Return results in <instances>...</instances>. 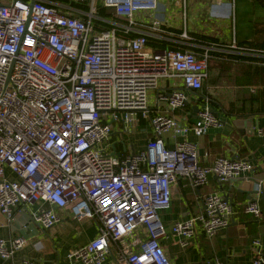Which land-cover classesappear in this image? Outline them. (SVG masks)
<instances>
[{
	"label": "built area",
	"instance_id": "2783aa9c",
	"mask_svg": "<svg viewBox=\"0 0 264 264\" xmlns=\"http://www.w3.org/2000/svg\"><path fill=\"white\" fill-rule=\"evenodd\" d=\"M29 1H0V215L14 224L15 211L23 212L43 231L60 222L57 211H68L74 221L92 220L97 235L67 254L72 263L170 264L158 242L164 236L158 211L169 208L178 180L198 189L210 177L221 185L246 181L254 168L237 156L201 167L195 144L175 141L169 149L161 140L168 132L200 138L220 127L201 95L207 52L199 58L185 48L190 0H101L120 22L99 17L94 0L84 19ZM169 8L182 26L177 34L165 20ZM149 40L176 45L148 50ZM208 47L264 59V51L239 44L234 35ZM192 101L198 103L193 123L168 115ZM139 121L152 131L145 148L115 155L112 132L117 127L129 134ZM252 194L244 212L260 219L264 179L254 182ZM233 214L231 200L215 191L171 233L185 247L197 231L212 238L228 228ZM28 244L0 239L2 264H16L14 255ZM252 245L250 264H264L261 240ZM17 264L43 263L24 258Z\"/></svg>",
	"mask_w": 264,
	"mask_h": 264
},
{
	"label": "crops",
	"instance_id": "0c3cea01",
	"mask_svg": "<svg viewBox=\"0 0 264 264\" xmlns=\"http://www.w3.org/2000/svg\"><path fill=\"white\" fill-rule=\"evenodd\" d=\"M3 1V0H0ZM50 5L62 7V11L84 19L89 12L93 0H43ZM101 1V0H100ZM96 1L95 7L100 6ZM217 4L214 0H190L189 23L187 25L191 41L187 42L190 48L201 50L197 57L208 55V77L204 82L201 95L209 100L212 112L220 121V127L210 128L203 137L196 138L189 134L185 138L169 136L164 141L166 148H173L175 141L187 140L197 146L198 165L210 166L215 159L220 157L233 158L237 156L248 160L253 165V172L246 181L237 179L229 183L219 184L214 178H209L207 186L193 189L188 180L179 179L173 188L169 208L158 211V217L164 236L158 242L164 258L170 264H207L219 262L222 264H250L253 252L252 242L260 239L264 248V195L259 201L262 210L260 219H254L244 212V207L252 198L254 182L264 179V114L261 113L264 103V85L245 83L240 78L241 71L249 67L262 66L256 59H262L255 55H240L232 52H220L210 49L212 45L227 43L234 35L239 44H247L250 38L238 40L236 32V20L234 19V2ZM229 1V0H228ZM84 3L86 11L82 7H71L69 3ZM264 9L258 1L253 0ZM82 6V5H81ZM101 7V6H100ZM102 8V7H101ZM230 19V22L225 20ZM264 19V18H263ZM176 22H179L175 19ZM234 27L231 28V22ZM264 23L263 21L258 24ZM170 31L179 33L175 24H168ZM194 37L206 38L202 45L195 44ZM158 43L150 50H164L174 48L173 41H154ZM194 42V43H193ZM192 45V46H191ZM239 58H242L241 60ZM260 61V60H259ZM264 61V59H263ZM242 81V82H241ZM249 84V85H246ZM257 88L251 93L249 88ZM198 105L192 101L184 109L173 114L181 124H191L195 121L194 108ZM161 113V112H160ZM119 128H115V131ZM258 130L262 133L259 134ZM112 132L109 141L114 146L115 155L120 158L143 150L147 142L152 138L150 126L145 121H139L137 126L126 138L119 132ZM167 134V133H164ZM172 138V140H171ZM221 192L231 200L233 206V218L228 228L218 231L212 238H207L201 231L193 236L188 245L183 247L178 238L172 236V226L177 222L185 221L202 210L203 198L212 192ZM60 222L52 228L43 231L33 225L24 213H14V224H8L4 216L0 215V239L6 242L13 238H23L29 243L21 251L17 252L12 263H18L26 258L32 262L43 264H79L69 262L67 254L81 247L97 235L96 224L92 220H71L68 211H57ZM26 226V230L22 227ZM0 264L2 261L0 260Z\"/></svg>",
	"mask_w": 264,
	"mask_h": 264
},
{
	"label": "trees",
	"instance_id": "16d2710c",
	"mask_svg": "<svg viewBox=\"0 0 264 264\" xmlns=\"http://www.w3.org/2000/svg\"><path fill=\"white\" fill-rule=\"evenodd\" d=\"M261 5H264V0H256ZM71 7H82V11L87 10V6H85L84 3H69ZM86 9V10H85ZM97 14L99 17L107 18L110 20H113L115 22H120L117 17H115L112 9H104L97 5ZM106 29H109V26H105ZM195 44L202 45V43L206 42V38L203 37H194ZM194 43V42H193ZM246 45H249L251 48L257 50V51H264V23L262 24H255L253 25V35L250 41L246 42ZM158 43L154 42H148V46H151L153 48ZM192 46V45H191ZM186 49L193 51L196 55L201 53V50L199 48H190L189 46H185ZM240 60L242 58H239ZM260 60V61H259ZM256 62L264 63L263 59H256ZM242 77L240 78L245 83L250 84H263L264 85V65L254 66L253 68L249 67L247 69H243L241 71ZM241 81V82H242ZM249 85V84H246ZM261 113L264 114V103H262Z\"/></svg>",
	"mask_w": 264,
	"mask_h": 264
},
{
	"label": "rangeland",
	"instance_id": "374dc122",
	"mask_svg": "<svg viewBox=\"0 0 264 264\" xmlns=\"http://www.w3.org/2000/svg\"><path fill=\"white\" fill-rule=\"evenodd\" d=\"M94 1L96 2L97 0ZM231 1L225 0L224 2L230 4ZM173 13L174 10L173 9L171 10V8H169L168 11L166 12L165 20L168 22V24L177 25L179 30L181 31L182 30L181 23L175 21V19L172 16ZM233 14H234V19L236 20V32H237L238 40L246 39L247 37L250 38L252 34L253 25L258 24V22L264 20L263 19L264 9L258 6L256 3H254L253 0H235ZM142 18L145 19V21H148L150 17L148 16V14H143ZM229 20L230 19H227L225 21L230 22ZM232 24H234L233 21L231 22V28L234 27ZM115 132L120 133V131H115ZM127 136L128 133L123 132V137L126 138ZM169 136H171L170 133L163 134L162 139L164 141H168Z\"/></svg>",
	"mask_w": 264,
	"mask_h": 264
},
{
	"label": "water",
	"instance_id": "95a60500",
	"mask_svg": "<svg viewBox=\"0 0 264 264\" xmlns=\"http://www.w3.org/2000/svg\"><path fill=\"white\" fill-rule=\"evenodd\" d=\"M35 1H37V0H30V1H29V6L32 7V5L35 3ZM197 111H198V107L196 106V107L194 108V113H197ZM113 150H114V146H113ZM116 155L119 156L118 153H117Z\"/></svg>",
	"mask_w": 264,
	"mask_h": 264
}]
</instances>
